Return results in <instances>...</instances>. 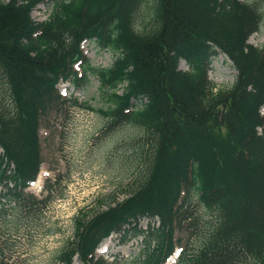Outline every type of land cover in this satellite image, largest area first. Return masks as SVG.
Here are the masks:
<instances>
[{
  "label": "trees",
  "instance_id": "obj_1",
  "mask_svg": "<svg viewBox=\"0 0 264 264\" xmlns=\"http://www.w3.org/2000/svg\"><path fill=\"white\" fill-rule=\"evenodd\" d=\"M143 2L0 0V74L9 99L0 96V223L53 199L60 179L45 181L44 196L27 191L43 163L40 126L70 107L94 111L63 98L56 85L78 89L96 78L107 129L133 124L151 152L127 198H111L114 206L89 220L75 218L56 261L106 264L97 247L113 233L131 232L145 240L133 264H164L176 247L175 264H264V46L248 44L264 14L240 0H152L154 25L140 32L134 19ZM40 4L50 13L35 22ZM83 41L115 53L112 65L92 66ZM219 52L237 72L227 89L208 79ZM181 60L187 71L178 68ZM199 211L213 220L207 231ZM143 218L158 224L142 230ZM3 256L0 249V264Z\"/></svg>",
  "mask_w": 264,
  "mask_h": 264
},
{
  "label": "rangeland",
  "instance_id": "obj_2",
  "mask_svg": "<svg viewBox=\"0 0 264 264\" xmlns=\"http://www.w3.org/2000/svg\"><path fill=\"white\" fill-rule=\"evenodd\" d=\"M240 1L256 5L264 14V0ZM151 2L145 0L135 13L137 31L149 30L154 25L148 8ZM49 13V4H41L32 11L31 17L35 22H43ZM248 44L258 48L264 46V21L250 36ZM82 50L96 68L110 67L117 57L91 41L83 42ZM178 68L187 71L188 65L181 60ZM236 75L231 61L224 54L212 58L208 77L215 89L231 87ZM59 88L66 89L68 98H77L79 103L90 105L94 111L70 107L68 112L43 121L40 129L43 159L38 176L40 185L32 186L29 191L44 196V181L50 179L55 183L56 179L60 180L54 185L53 199L41 211L39 209L31 215L18 214L17 220L9 216L6 224L0 223V249L4 251L1 264H62L56 261V255L72 240L75 218L89 220L99 210H105L111 198L115 197L117 201L127 198L136 189L147 167L151 142L133 124H123L111 131L107 129V118L98 112L106 105L96 78H89L88 83L79 89L69 83H62ZM121 90L119 87L118 92ZM0 96L5 104H9L1 74ZM261 111L264 113V107ZM101 202L103 204L99 205ZM195 207L193 201L191 209L195 210ZM197 214L204 217L199 227L207 231L213 220L201 211ZM149 225L156 226V219L140 220L142 230ZM122 236L112 234L105 239L96 249V256L103 258L106 264H133V258L142 254L145 240L131 232L125 238ZM183 246L186 248L184 243ZM178 253L179 249L168 264H174ZM72 264L82 263L74 257Z\"/></svg>",
  "mask_w": 264,
  "mask_h": 264
},
{
  "label": "bare ground",
  "instance_id": "obj_3",
  "mask_svg": "<svg viewBox=\"0 0 264 264\" xmlns=\"http://www.w3.org/2000/svg\"><path fill=\"white\" fill-rule=\"evenodd\" d=\"M40 185V180L37 181L35 186H39Z\"/></svg>",
  "mask_w": 264,
  "mask_h": 264
}]
</instances>
